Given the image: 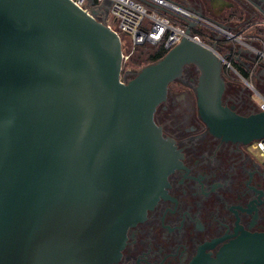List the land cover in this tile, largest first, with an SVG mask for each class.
Returning a JSON list of instances; mask_svg holds the SVG:
<instances>
[{
    "label": "water",
    "instance_id": "water-1",
    "mask_svg": "<svg viewBox=\"0 0 264 264\" xmlns=\"http://www.w3.org/2000/svg\"><path fill=\"white\" fill-rule=\"evenodd\" d=\"M123 62L120 37L72 1L0 0V264L120 260L181 164L155 112L187 65L212 133L264 138V112L224 105L223 59L205 45L183 37L129 82ZM224 262L264 264V232H242Z\"/></svg>",
    "mask_w": 264,
    "mask_h": 264
},
{
    "label": "flooded vegetation",
    "instance_id": "flooded-vegetation-1",
    "mask_svg": "<svg viewBox=\"0 0 264 264\" xmlns=\"http://www.w3.org/2000/svg\"><path fill=\"white\" fill-rule=\"evenodd\" d=\"M175 1L213 24V44L227 63L224 105L256 113L255 96L264 95V0ZM200 75L197 66H185L157 107L155 122L174 141L181 164L166 196L129 229L115 264H214L242 232H264V161L251 145L211 132L199 113Z\"/></svg>",
    "mask_w": 264,
    "mask_h": 264
},
{
    "label": "built area",
    "instance_id": "built-area-1",
    "mask_svg": "<svg viewBox=\"0 0 264 264\" xmlns=\"http://www.w3.org/2000/svg\"><path fill=\"white\" fill-rule=\"evenodd\" d=\"M89 15L104 22L121 40L123 59L128 61L137 47L163 46L167 51L183 37L214 50L213 24L197 11L174 0H70ZM190 24H194L190 26ZM188 30L190 32L188 33ZM204 32L210 34L206 39ZM258 112H264V95L258 94ZM264 158V138L250 144Z\"/></svg>",
    "mask_w": 264,
    "mask_h": 264
},
{
    "label": "trees",
    "instance_id": "trees-1",
    "mask_svg": "<svg viewBox=\"0 0 264 264\" xmlns=\"http://www.w3.org/2000/svg\"><path fill=\"white\" fill-rule=\"evenodd\" d=\"M135 53L137 55H135ZM168 51L164 47H151L148 45L139 46L136 48L134 53L130 56L127 64L130 66H143L146 63V66L154 64L164 58ZM258 112V110L256 111ZM252 114V113H251Z\"/></svg>",
    "mask_w": 264,
    "mask_h": 264
},
{
    "label": "rangeland",
    "instance_id": "rangeland-1",
    "mask_svg": "<svg viewBox=\"0 0 264 264\" xmlns=\"http://www.w3.org/2000/svg\"><path fill=\"white\" fill-rule=\"evenodd\" d=\"M175 1V0H174ZM204 38L206 39L208 36H210L209 33L207 32H204ZM213 44V43H212ZM225 51H222V54H224ZM135 55H137L135 53ZM128 61H124L123 62V66H122V73H121V79L123 81H127V80H130V76L133 74V73H138L142 68L146 67V63L143 64V66H129L127 64ZM259 97L258 96H255V102L256 103H259ZM257 155H259V152L258 151H254ZM260 156V155H259ZM262 161H264V158L260 157Z\"/></svg>",
    "mask_w": 264,
    "mask_h": 264
}]
</instances>
